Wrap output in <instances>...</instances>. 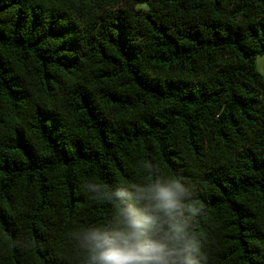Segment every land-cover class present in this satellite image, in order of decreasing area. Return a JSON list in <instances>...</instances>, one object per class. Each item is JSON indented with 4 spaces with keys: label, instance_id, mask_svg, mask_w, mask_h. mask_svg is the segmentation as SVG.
<instances>
[{
    "label": "trees",
    "instance_id": "trees-1",
    "mask_svg": "<svg viewBox=\"0 0 264 264\" xmlns=\"http://www.w3.org/2000/svg\"><path fill=\"white\" fill-rule=\"evenodd\" d=\"M263 55L264 0H0V264H83L86 185L174 170L201 264H264Z\"/></svg>",
    "mask_w": 264,
    "mask_h": 264
},
{
    "label": "clouds",
    "instance_id": "clouds-1",
    "mask_svg": "<svg viewBox=\"0 0 264 264\" xmlns=\"http://www.w3.org/2000/svg\"><path fill=\"white\" fill-rule=\"evenodd\" d=\"M184 181L174 170L166 179L155 176L152 182L120 186L114 192L108 182L88 183L114 212L111 227L91 226L78 237L83 264H201L206 259L202 244L185 216V211L196 216L200 209L186 203L191 191Z\"/></svg>",
    "mask_w": 264,
    "mask_h": 264
},
{
    "label": "rangeland",
    "instance_id": "rangeland-1",
    "mask_svg": "<svg viewBox=\"0 0 264 264\" xmlns=\"http://www.w3.org/2000/svg\"><path fill=\"white\" fill-rule=\"evenodd\" d=\"M141 6L146 7L145 4H141ZM256 65H257V70L259 71V73L264 75V55L257 57Z\"/></svg>",
    "mask_w": 264,
    "mask_h": 264
}]
</instances>
